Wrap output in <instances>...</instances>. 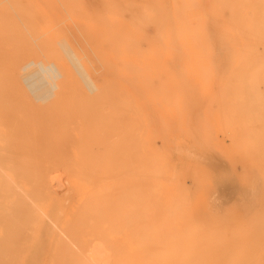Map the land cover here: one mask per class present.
<instances>
[{
    "label": "bare ground",
    "instance_id": "bare-ground-1",
    "mask_svg": "<svg viewBox=\"0 0 264 264\" xmlns=\"http://www.w3.org/2000/svg\"><path fill=\"white\" fill-rule=\"evenodd\" d=\"M2 12L17 34L0 38L15 45L3 49L11 66L0 52V69L15 75L0 76V264L45 254V264H210L228 227L223 204L207 194L214 224L209 212L182 216L174 177L219 184L212 170L225 164L212 156L231 154L217 134L229 104L262 123L264 141V0H0ZM213 82L215 132L200 135L192 110L210 103ZM173 154L183 170H172ZM247 215L249 234L264 228V203Z\"/></svg>",
    "mask_w": 264,
    "mask_h": 264
},
{
    "label": "rangeland",
    "instance_id": "rangeland-1",
    "mask_svg": "<svg viewBox=\"0 0 264 264\" xmlns=\"http://www.w3.org/2000/svg\"><path fill=\"white\" fill-rule=\"evenodd\" d=\"M3 13L5 14V16L3 15ZM8 15H10V18H13L14 16L12 13H5V12L0 13V16L6 17L7 20L9 18ZM10 20H8L5 23L11 26L12 25L11 22L13 23L14 19L11 22H9ZM4 25H1L2 27H4V30H2V28L0 27L1 29L0 36L3 34L4 31V34L0 37L1 39L3 37L4 40V37L6 35L5 32L7 31L9 32V29L10 32H12L9 33V36H11L14 31H15L14 33L17 34V30L14 29L13 27L14 24L11 26L13 27V31L11 30L10 26H9L10 28L8 27L7 29H5L6 25L5 26ZM238 31H242L244 33L245 29H240ZM257 33H259V36H261V34L264 33V28L258 29ZM11 39L12 38L10 37V40ZM0 43L2 44V45L0 44V48L2 49V50L0 49L1 50L0 52L4 53V55L1 54V58L3 55V58L5 57V59L7 60L8 59L6 55L7 52H5L6 50L3 49L4 47H6V45L8 46L9 43L7 42V40L4 43H2L1 40ZM256 44L257 45H255V47L257 50V56L259 55V57L262 59L256 61L257 66H255L259 70L258 88L262 93H264V54H263L264 39L262 37H258V42H256ZM14 46L15 45H12L11 47L9 46L10 48L6 47V49L11 50V48H15ZM212 47L214 48V46ZM243 47H244L243 44H241V49ZM9 59L10 60L7 61L11 63L12 57H9ZM1 60H0V66H1ZM2 65L6 66L4 64V61ZM9 65L11 66L12 63ZM3 69H5L6 71ZM3 69L2 70L0 69V71H2L0 72L1 77L3 72L6 73L9 70V67L8 69L7 67L6 68L3 67ZM12 69L10 70L11 72H7L8 75L12 73V78H10L11 75L8 76L7 81H10L9 79H13L14 71ZM5 73L4 76L6 78L7 75H5ZM1 80H2L1 83L3 81H6L5 79L3 80V78ZM225 81L226 78H223L221 80V83H224ZM212 85L213 87L210 90L211 94L209 93L208 96L210 99V103L204 106L197 107V109L192 110L193 111L192 127L196 131V133L200 135H205V134L213 135L215 132V127L208 121V118H210L211 120L213 114L217 113V109L214 108V103L218 98V91L216 90L217 82H213ZM8 94L6 93V95ZM199 97L200 96H198V98ZM4 98L2 95V101L6 100V96ZM246 104L252 107H257L261 105L260 102L255 103L252 98H248L246 100ZM6 105L7 107L11 106V104L8 105V103ZM204 107H205V111H204ZM11 109L12 111H14L13 107H10L8 109L9 113H12ZM196 111H198V114H196L197 113ZM219 112H220L219 117H217V119H219L217 134L223 136L228 141V146L231 149V154H226L223 156H214V155L212 156L213 162H215L217 159L220 158L223 159L225 164L224 171L222 173L221 170L220 171H216V169L212 170L213 180H216L218 178L219 184L218 185L214 184L209 177H207V184H205L203 181H200L197 177L191 178L190 176L184 175L183 173L177 174L174 177L178 189V194L180 196V202L177 207L180 210L182 216L188 215L189 217L195 216L198 218L201 216L203 219L206 215V212H209V214L211 215L210 221H212V224H214L216 221L215 219H217L216 218L217 216L212 217V215L217 214L216 212L217 207L210 204V199H209L210 196H208L209 194L210 195L214 194L215 196L213 198L215 199V201L223 204L222 211L225 217L227 218L228 227L220 232L221 234L220 241L216 247L214 246L215 248L218 249V251H216V249L214 248V252L212 253L211 256L212 261L210 260L211 261L210 264H215L216 261H218L220 264H230L232 261H234L235 264H253V263L264 264V237L261 236L264 233V228L258 227L257 228L258 233L255 232L256 234H249L248 231L249 226L245 224L246 219L248 220L250 216L247 214H252L254 210L257 209L261 203L262 204L264 203V141H263V134L261 133L262 123L259 124L257 127L255 121L252 118H250L248 114L239 111L236 106L231 104H229L226 109L219 110ZM9 113L8 115H10ZM199 113L201 114L202 117L205 118V121L201 120ZM9 121L10 119L8 120L6 119V122ZM198 121L199 124H197ZM257 140L259 141V145L263 147V150L256 151L258 150ZM176 143L180 147H186L188 142L183 136H181L176 139ZM213 143L214 144L216 143V139L213 140ZM170 160L174 164L172 166V170L175 168H179V165L181 166L180 164L181 159L177 155L173 154L172 156H170ZM184 164L185 165L189 164L190 166H192L195 163L193 161L190 162L189 160H185ZM183 169L184 168L182 167V170ZM53 184H54L53 189L55 188L54 190L56 195L57 196H61V194L63 195L64 194L63 192L65 191L64 180L59 179L55 181ZM62 184L64 185V187ZM202 194L204 197L202 196ZM167 195L170 201L174 200L172 199L173 197L170 196L169 192H167ZM239 203H241L245 207L243 208L244 211L243 209H241ZM240 215L242 217H240ZM244 218L245 221H243ZM235 224H241L242 230L246 232L245 233L246 235H248L247 238L243 237V240L242 239L240 240V238L236 235L235 230L233 228V225ZM54 225L55 224H53V226ZM54 227L57 228L56 225ZM259 232L262 233L260 234ZM225 244H227L226 247L224 246ZM151 253H157V251L155 249H152ZM32 256L33 254L27 256V258L31 259ZM25 258L26 256H17L14 259L15 260L14 263ZM37 259H40L39 264H43V263L45 264V262L49 263L51 257L45 254V255H39Z\"/></svg>",
    "mask_w": 264,
    "mask_h": 264
}]
</instances>
